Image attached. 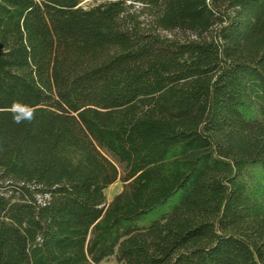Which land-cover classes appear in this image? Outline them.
Listing matches in <instances>:
<instances>
[{
  "label": "trees",
  "instance_id": "obj_1",
  "mask_svg": "<svg viewBox=\"0 0 264 264\" xmlns=\"http://www.w3.org/2000/svg\"><path fill=\"white\" fill-rule=\"evenodd\" d=\"M79 5L0 0V264H264V0Z\"/></svg>",
  "mask_w": 264,
  "mask_h": 264
},
{
  "label": "rangeland",
  "instance_id": "obj_2",
  "mask_svg": "<svg viewBox=\"0 0 264 264\" xmlns=\"http://www.w3.org/2000/svg\"><path fill=\"white\" fill-rule=\"evenodd\" d=\"M106 2V0H80V7L84 8V9H90L93 7H96L102 3ZM135 10L137 12H142L143 8L141 6H136ZM141 21L145 22V23H150L151 19L148 17V15L146 13H142L141 14ZM160 34L162 36L171 38V39H184L186 37V35L182 32L179 31H175L172 33H167V32H160ZM124 188V183L119 179L117 180L116 183H114L112 186H110L106 191V198H107V202H110L114 196L118 195L119 193H121L123 191ZM101 264H118L115 260V258H111L109 261L107 262H103Z\"/></svg>",
  "mask_w": 264,
  "mask_h": 264
},
{
  "label": "clouds",
  "instance_id": "obj_3",
  "mask_svg": "<svg viewBox=\"0 0 264 264\" xmlns=\"http://www.w3.org/2000/svg\"><path fill=\"white\" fill-rule=\"evenodd\" d=\"M32 117L30 116L29 119H31ZM17 123H19L20 121L19 120H16Z\"/></svg>",
  "mask_w": 264,
  "mask_h": 264
}]
</instances>
